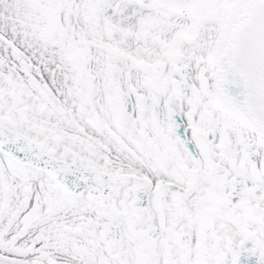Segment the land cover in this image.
Wrapping results in <instances>:
<instances>
[{"label":"snow or ice","instance_id":"6c2138e0","mask_svg":"<svg viewBox=\"0 0 264 264\" xmlns=\"http://www.w3.org/2000/svg\"><path fill=\"white\" fill-rule=\"evenodd\" d=\"M0 264H264V0H0Z\"/></svg>","mask_w":264,"mask_h":264}]
</instances>
